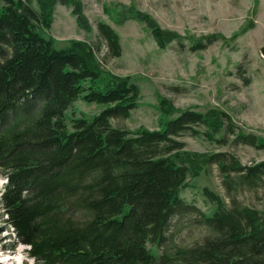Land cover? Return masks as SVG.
Segmentation results:
<instances>
[{
	"label": "trees",
	"instance_id": "obj_1",
	"mask_svg": "<svg viewBox=\"0 0 264 264\" xmlns=\"http://www.w3.org/2000/svg\"><path fill=\"white\" fill-rule=\"evenodd\" d=\"M36 1L38 9L31 0H0V210L33 264H264V212L237 197L264 189V159L244 164L230 151L198 156L177 138L188 133L256 149L264 139L220 109L178 110L164 97L160 113L175 116L158 128L113 126L110 120L127 118L139 98L130 77L105 73L98 61L101 42L106 55H121L119 34L99 21L96 44L71 39L57 47L38 29L51 25L60 3L89 31L82 3ZM104 10L116 24L144 23L158 48L173 41L185 47L181 35L134 5ZM218 38L206 35L188 48L204 50ZM77 99L105 107L74 118L68 130L64 112ZM208 165L217 166L229 200L203 188L216 204L211 214L179 195L188 176ZM183 214L204 229L190 244L171 239L172 219Z\"/></svg>",
	"mask_w": 264,
	"mask_h": 264
},
{
	"label": "rangeland",
	"instance_id": "obj_2",
	"mask_svg": "<svg viewBox=\"0 0 264 264\" xmlns=\"http://www.w3.org/2000/svg\"><path fill=\"white\" fill-rule=\"evenodd\" d=\"M80 1L91 25L89 31L77 25L72 6L60 3L55 5L51 25L38 30L43 36L54 38L57 47L67 46L71 39L96 44L99 21L108 23L119 34L121 55H106L105 45L101 42L100 49L96 50L98 61L105 73L130 77L139 87V98L127 118L110 120L113 126L130 130L158 128L160 120L175 116L160 113L159 101L164 97L178 110L220 109L245 131L264 139V0ZM31 4L38 9L36 0H31ZM116 4L134 5L150 14L162 28L181 35L185 47L173 41L164 49L158 48L142 22L127 20L116 24L104 10ZM243 27L246 30L241 32ZM212 34L223 38H218L204 50H189L195 39ZM104 107L81 99L73 101L64 112L67 129L71 130L74 118H91ZM177 139L184 141V151L198 156L230 151L244 164L264 159V149L248 145L223 146L201 135L188 133ZM221 180L216 165L204 166L197 176H188L179 195L187 203L211 214L216 204L206 198L203 188L228 203ZM0 181H5L1 173ZM4 183L0 184V193ZM237 197L243 204L264 212V189L244 191ZM193 217L183 214L172 219L170 230L174 242L190 244L204 234V229L193 223ZM3 218L0 210V261L10 259L11 264H33L27 255L28 247L14 241L11 228H5ZM148 247L157 253L154 246L148 244Z\"/></svg>",
	"mask_w": 264,
	"mask_h": 264
},
{
	"label": "bare ground",
	"instance_id": "obj_3",
	"mask_svg": "<svg viewBox=\"0 0 264 264\" xmlns=\"http://www.w3.org/2000/svg\"><path fill=\"white\" fill-rule=\"evenodd\" d=\"M0 264H11L10 259H4L3 261H0Z\"/></svg>",
	"mask_w": 264,
	"mask_h": 264
},
{
	"label": "clouds",
	"instance_id": "obj_4",
	"mask_svg": "<svg viewBox=\"0 0 264 264\" xmlns=\"http://www.w3.org/2000/svg\"><path fill=\"white\" fill-rule=\"evenodd\" d=\"M4 182H6V181H0V184H2V183H4Z\"/></svg>",
	"mask_w": 264,
	"mask_h": 264
},
{
	"label": "water",
	"instance_id": "obj_5",
	"mask_svg": "<svg viewBox=\"0 0 264 264\" xmlns=\"http://www.w3.org/2000/svg\"><path fill=\"white\" fill-rule=\"evenodd\" d=\"M263 52H264V48H263ZM5 179V178H4Z\"/></svg>",
	"mask_w": 264,
	"mask_h": 264
}]
</instances>
